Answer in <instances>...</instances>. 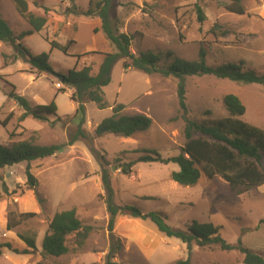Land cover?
<instances>
[{"label": "rangeland", "instance_id": "obj_1", "mask_svg": "<svg viewBox=\"0 0 264 264\" xmlns=\"http://www.w3.org/2000/svg\"><path fill=\"white\" fill-rule=\"evenodd\" d=\"M26 1L31 12L46 16L48 22L41 32L21 42L34 56L49 54L54 72L67 75L71 70L90 67L91 74L96 75L104 54L115 52L97 27L101 20L76 12H86L91 0ZM101 1L92 0V9ZM228 5L226 0H112L111 17L122 33L133 38L131 50L135 54L172 51L179 58L196 61L204 49L210 66L243 61L246 70L264 74V0H245L244 15L229 12ZM197 7L205 15L203 22ZM0 8L15 35L31 30L12 0H0ZM45 9L49 10L47 14ZM69 40L77 43L70 48V56L51 48V41L66 45ZM15 54L11 45L0 43V142L10 145V134L15 133V141L31 140L38 146L68 143L77 134L80 121L77 105L71 100L73 90L68 87L65 93L59 92L64 86L56 77L38 73L22 60L5 67L4 56L11 61ZM177 84L173 77L126 71L124 61H118L110 84L103 89L110 108L100 110L94 103H87L83 130L93 136L96 127L120 104L125 106L122 115L145 114L152 119V127L127 139L114 135L79 139L53 157L32 162L31 172L38 180L35 191L26 186V163L0 170V244L10 243L13 250L24 253L19 234L34 239L41 247L53 216L75 209L84 224L95 228L83 249L75 250L70 239L67 255L42 259L41 249L32 252L29 264L41 260L45 264H176L187 259L185 244L167 238L152 222L128 215L116 218L113 235L122 248L114 258H108L112 242L99 160L104 156L117 204L137 206L144 213H160L177 230L187 231L194 221L212 224L220 228V236L229 244L241 241L264 258V224L257 228L264 220V186L233 196L223 179H208L203 174L195 186H181L171 178L179 171L173 163H138L130 175L122 173L123 165L135 161L142 155L140 151L155 150L163 158L181 153L186 141L185 122L179 114ZM10 85L32 106L55 101L57 117H49L48 122L32 117L20 121L23 110L6 96L12 90ZM186 90L190 119L203 122L227 118L223 98L234 94L246 107L242 120L264 130L262 86L192 76L186 79ZM10 212L36 216L7 231ZM27 258L4 249L0 264H18ZM190 259L191 264H243L244 256L237 250L224 252L217 246L193 244Z\"/></svg>", "mask_w": 264, "mask_h": 264}, {"label": "trees", "instance_id": "obj_2", "mask_svg": "<svg viewBox=\"0 0 264 264\" xmlns=\"http://www.w3.org/2000/svg\"><path fill=\"white\" fill-rule=\"evenodd\" d=\"M226 1L229 3L227 6L229 12L237 15L245 14L243 5L245 0ZM12 2L20 16L29 24L31 30L15 35L10 24L4 19L0 8V43L11 45L16 51L11 61L8 56H4L5 67L22 60L38 73L53 71L49 63V54L43 53L34 56L21 42L25 37L41 32L48 22L47 17L31 12L26 0H12ZM91 6L92 0L86 12H76L81 16L97 17L101 20V31L114 46L115 52L104 54L96 75L91 74L90 67H84L79 71L76 69L69 71L63 83L64 87L59 89V92L62 93H65L68 87L73 90L71 100L77 105L76 116L80 118L77 134L66 144L38 146L31 140L15 141L16 134L11 133L10 145L0 142V170L26 163V186L28 190L35 191L38 188V180L31 172L32 162L53 157L66 147L73 146L79 139L91 140L106 135L127 139L137 133L148 131L152 127V119L145 114L122 115L125 106L121 104L113 108L111 117L103 120L96 127L93 136L83 130L87 103H94L100 110L110 108L105 100L103 89L110 84L111 73L116 63L123 60L126 71L133 69L149 76L160 75L164 78L173 77L178 80L179 114L185 122L184 135L186 140L181 153L175 157L163 158L155 150L140 151L142 155L135 161L123 165L122 173L124 175H130L132 168L138 163H160L164 165L173 163L178 165L179 171L173 172L171 178L181 186H195L202 174L208 179H223L228 184L229 192L233 196H239L264 186V130L242 120L246 114V107L240 98L234 94L226 95L223 98V106L228 117L222 120L203 122L188 117L189 110L186 102L187 77L214 76L244 85L256 84L264 88V74L259 75L251 70H246V64L243 61L217 67L210 66L207 64V53L204 49L200 50L196 61L179 58L172 51H146L135 54L131 50L133 38L122 33L112 20V0H103L97 3L95 10ZM48 11L45 9V14ZM197 13L200 22H203L205 15L200 7H197ZM223 34H227V32ZM50 44L52 49L60 50L65 55L70 56V48L77 43L75 40H69L66 45L57 41H51ZM74 56L81 57L79 55ZM10 87L12 90L6 96L15 101L23 110L20 121L32 117L38 121L48 122L49 117H57L58 107L55 101L48 105L32 106L26 98L16 93L14 86L10 85ZM56 121L51 123L52 127H55ZM2 126L6 127L5 122L2 123ZM93 152L95 151L93 150ZM99 160L102 167L101 179L106 193L105 204L109 215L108 227L112 242L108 258H114L122 248L119 240L113 235L116 218L120 215H128L131 218L152 222L158 231L167 238H175L187 246L189 257L177 261L176 264H191L190 254L193 244L201 247L217 246L224 252L237 250L244 256L243 264H264V258L260 253L246 248L241 241L237 245L229 244L220 236V228L212 224L194 221L187 231L177 230L169 226L160 213H144L137 206L117 204L110 173L104 168L107 165L106 158L99 156ZM4 193L8 194L7 188L4 189ZM39 200L42 202L41 199ZM35 216V213L17 215L15 212H10L6 229L13 231L22 221ZM263 224L264 220H261L257 228L259 229ZM94 231L93 226L84 224L78 218L75 209L57 212L43 238L41 258H60L67 255L71 251L70 239H72L75 250L83 249ZM17 236L28 248L37 251L34 239L19 234ZM4 249L16 254H28L27 251L18 253L12 249L9 243H6L0 244V257H2ZM36 264L45 263L41 260Z\"/></svg>", "mask_w": 264, "mask_h": 264}, {"label": "crops", "instance_id": "obj_3", "mask_svg": "<svg viewBox=\"0 0 264 264\" xmlns=\"http://www.w3.org/2000/svg\"><path fill=\"white\" fill-rule=\"evenodd\" d=\"M97 27L101 28V25H97ZM42 242H43V239H42ZM21 244L24 246L23 250L28 252V254H25L28 258L24 262H21V263H18V264H29L32 261L30 258L34 257L32 252H35V251L33 249L28 248L25 243H21ZM36 247H37V250L39 251V250L42 249V244H41V247H40V244L36 243Z\"/></svg>", "mask_w": 264, "mask_h": 264}, {"label": "water", "instance_id": "obj_4", "mask_svg": "<svg viewBox=\"0 0 264 264\" xmlns=\"http://www.w3.org/2000/svg\"><path fill=\"white\" fill-rule=\"evenodd\" d=\"M48 74L56 77L62 84L64 83L65 78H66V75L58 74L54 71H49Z\"/></svg>", "mask_w": 264, "mask_h": 264}]
</instances>
